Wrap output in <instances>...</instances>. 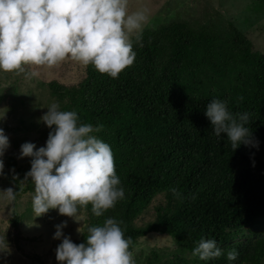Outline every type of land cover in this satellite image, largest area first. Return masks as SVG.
Segmentation results:
<instances>
[{"label":"trees","instance_id":"obj_1","mask_svg":"<svg viewBox=\"0 0 264 264\" xmlns=\"http://www.w3.org/2000/svg\"><path fill=\"white\" fill-rule=\"evenodd\" d=\"M140 35V41L131 37L134 63L116 79L88 65L71 85L56 79L37 83L60 110L77 111L80 123L103 125L93 134L110 145L125 190V198L100 217L91 204L80 208L85 227L74 243L86 241L89 227L115 218L131 239L132 255L151 234L170 238L172 246L152 249L142 264H264V54L232 21L220 26L172 20ZM29 90L24 99L13 83L0 87V104L8 97L6 112L19 116L15 126L2 127L16 149L32 132L45 146L50 131L40 117L32 120L36 112L27 118L17 112L35 98ZM213 99L226 102L233 114H248L245 126L258 147L233 150L224 134H214L205 116ZM2 159L7 171L0 181L15 191L14 200L4 194L2 202L11 200L7 221L19 234L15 204L24 194L29 202L35 195L26 179L31 159L21 165L17 153ZM149 210L153 217L137 225ZM201 238L215 239L224 254L209 261L193 257ZM233 249L238 257L229 262Z\"/></svg>","mask_w":264,"mask_h":264},{"label":"clouds","instance_id":"obj_2","mask_svg":"<svg viewBox=\"0 0 264 264\" xmlns=\"http://www.w3.org/2000/svg\"><path fill=\"white\" fill-rule=\"evenodd\" d=\"M146 21L145 10L128 11V0H0V71L23 72L24 66L51 68L71 58L116 79L134 63L131 37L136 33L135 39L140 41ZM26 75L36 77L39 72ZM47 109L40 118L50 129L45 146L37 148L26 142L20 148V158H31L26 179L34 184L35 217L55 209L59 215L80 222L79 210L89 204L95 216H102L125 198L111 147L93 134L103 125L94 128L80 123L77 111L60 110L58 104ZM205 116L214 134H224L233 150L241 144L258 147L245 126L247 113L233 114L226 102L213 99L206 106ZM9 146V137L0 128V174ZM3 192L15 199L12 188ZM172 192L179 195L176 189ZM121 224L108 218L100 226H91L86 241L80 244L64 235L67 221L56 225L53 239L62 241L55 250L58 264H135L131 239L125 238ZM223 254L215 239L205 238L192 252L202 261ZM237 257L235 249L228 251L229 262Z\"/></svg>","mask_w":264,"mask_h":264},{"label":"rangeland","instance_id":"obj_3","mask_svg":"<svg viewBox=\"0 0 264 264\" xmlns=\"http://www.w3.org/2000/svg\"><path fill=\"white\" fill-rule=\"evenodd\" d=\"M141 9L145 10L147 15V21L144 23L142 30L172 20L198 21L201 24H205L210 20L220 26L226 25L227 21H232L248 35L254 48L264 54V3L262 0H128V11L130 13ZM134 34L136 33L132 35ZM86 67L80 62L66 58L51 68L46 66H24L23 72L0 71V87L5 89L13 83L24 99H26L25 94L30 89L28 96L31 97L33 94L35 98L31 97L24 108H17V112L24 117L29 116V113L35 114L36 112L37 116L34 115L32 120L38 121V117L41 118L47 112V108L54 103L50 99L48 100V95L37 86V83L56 79L59 82L71 85L85 75ZM33 70L38 71L39 76L29 77L26 75V73ZM2 92L4 93V91ZM9 105L8 97L0 104V128L5 125H16L15 120L19 116L14 114L12 116L6 112L5 109ZM7 136L10 137L11 135L7 134ZM24 139L26 141L22 142L19 148L9 146L5 151L6 154L17 153L19 165L22 161L25 162L30 158H20L22 144L32 142L39 148L44 143L39 139L38 133L34 132L29 134L27 138L24 137ZM27 167L31 168L30 165H27ZM3 171L7 170L3 169ZM6 184L7 182L0 181V209L5 210L8 207L7 212H0V250L8 249V251L0 252V264H57L55 250L62 241L53 239L55 226L67 221V227L63 229V233L74 242L85 227V216L83 213H79L80 222H76L72 218L59 215L58 210L52 209L43 216L35 217L32 201L29 202V199H26L27 195L24 194L15 204V211L19 214L20 233L17 234V230L7 221L8 216L6 214L11 209V200H7L8 205L2 202L5 194L3 191L8 189ZM152 217L153 210L145 212L137 225H141L142 222H146ZM15 237L19 240L18 245L13 241ZM167 246H172L169 237L151 234L135 245L132 256L135 262L140 260L139 264H142L143 259L152 249L160 250ZM38 258H40V263L37 261Z\"/></svg>","mask_w":264,"mask_h":264}]
</instances>
